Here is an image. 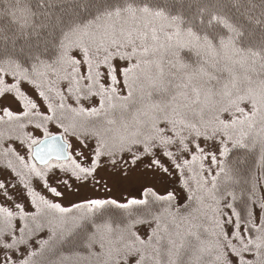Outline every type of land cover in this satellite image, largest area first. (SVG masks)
<instances>
[{
	"label": "snow or ice",
	"instance_id": "1",
	"mask_svg": "<svg viewBox=\"0 0 264 264\" xmlns=\"http://www.w3.org/2000/svg\"><path fill=\"white\" fill-rule=\"evenodd\" d=\"M79 7L81 12L61 30L47 56L2 62L0 97L12 94L23 112L16 115L3 108L0 123L42 115L38 104L20 90V82L26 81L40 89L38 80L51 74L66 82L69 96H74L78 103L81 98H99L98 108L80 107L69 111L92 118L119 110L120 127L110 139L93 133L96 147L90 153L80 150L71 154L68 151L71 146L66 141L60 143L59 137L49 136L44 125L36 123L34 127L44 132L45 137L43 140L28 138L29 151L32 146L36 147L32 158L45 165L48 158L63 163L42 171L35 164H26L23 157L17 159L55 197L63 193L49 186L47 173L52 168H58L76 182L92 180L98 184L104 180L98 172L105 165L124 177L142 165L145 172L161 178H166L171 169L179 171L182 177L187 170L189 176L183 181L184 186L188 187L192 180L198 189H204L209 183L204 175L207 173L211 176V189L206 190L215 199L217 179L225 172L220 158H226L231 149L247 147L246 141L250 139L255 143L259 138L264 143V34L258 45L253 44L244 38L242 26L227 15L201 12L198 16H186L176 9L175 0H81ZM4 14L12 17L20 35L29 34V29L39 35L34 20L36 13L27 0H14ZM6 75L15 82L6 84ZM57 95L61 101L58 107L63 110L65 97L59 91ZM39 96L45 101L48 99L43 90ZM47 111L55 115L56 108L49 102ZM42 119L51 121L53 116L42 115ZM116 123L115 119H107V124ZM258 124L259 130H256ZM58 127L64 126L58 124ZM64 131L69 129L64 127ZM214 167L219 170L212 175ZM16 176L36 211L30 216L20 203H15L16 211L0 206V264H31V257L36 253L28 251V242L45 227L41 217L46 213L41 205L61 215L73 211L38 196L21 172L17 171ZM57 179L67 188L71 187L68 179ZM10 187L15 185L0 181V200L5 203L14 194L9 191ZM142 194V199L125 202L90 199L76 208L95 217L93 236L101 232L111 235L115 231L110 218L112 209L131 220L126 229H121L117 242L123 244L122 248L113 250L114 264L121 261L127 264L129 258H135V264H146L148 260L153 264H200V254L207 248L201 234L192 230L196 225L183 235L179 231L169 232L167 226L161 227L164 213L173 221L176 219L171 212L173 192L166 186L158 189L146 185ZM261 208L264 210V203ZM232 214L237 217V228L244 216L251 222L247 205L240 212L234 209ZM153 221L155 227L147 239L132 231L136 224L151 225ZM216 225L222 227L219 219ZM17 231L19 238L15 235ZM125 231L128 239L123 235ZM230 235L237 243L224 244L226 251L216 255L218 264H248L246 253L264 256V228L256 229L253 238H246L242 233ZM149 250L150 254L146 255ZM109 256L112 257L111 251Z\"/></svg>",
	"mask_w": 264,
	"mask_h": 264
},
{
	"label": "trees",
	"instance_id": "2",
	"mask_svg": "<svg viewBox=\"0 0 264 264\" xmlns=\"http://www.w3.org/2000/svg\"><path fill=\"white\" fill-rule=\"evenodd\" d=\"M13 2L14 0H0V65L6 59L25 61L37 55L42 58L47 56L55 47L61 30L81 12V8L79 7L81 0H27L31 5L32 11L36 13L34 20L37 25L36 32L39 35H36L32 29L28 30L29 34L20 35L17 31V26L12 23V17L4 14ZM37 5L41 6L38 7ZM175 7L177 10L183 11L186 16L192 17L198 16L201 12H204L205 15L213 12L225 14L241 25L245 32L244 38L256 45L259 44L262 34H264V0H175ZM256 21H260V23H256ZM41 24L45 25V27H39ZM5 36L8 37L7 40L3 39ZM4 80L6 84L15 82L10 75L4 76ZM38 82L41 85L40 89L35 88L26 81H21L20 90L24 92L21 86L29 84L34 89L36 96L31 97L28 94L27 96L38 104L39 112L42 115L53 116V119L51 121H44L42 115H32L20 121H5L0 123V177L4 173L9 179L8 184L15 185L14 188L23 186L19 181V177L16 176L17 171L21 172L27 181L38 179L35 176L31 178L32 175L28 173L27 169L23 170L24 166L17 159L18 156L23 157L26 164H35L29 157L30 151H28L29 155L27 157L22 151L23 148L29 150L30 141L28 138H32L33 133L39 130L34 127L36 123H42L47 129L49 136H52V133L48 131L51 124H55L56 127H58V124H63L69 131L65 132L64 127H59L61 130L59 135H62L67 143L70 136L76 139L79 137L78 140L89 145V150H93L96 147V136L93 133L100 135L104 139H110L112 134L114 135L115 130L120 127L119 110L110 111L107 116L102 113L99 117L92 118L77 116L75 112L69 111V109L78 110L80 107L98 108V97L91 99L81 98L78 103L74 96H69L66 82L58 80V77L55 75L49 74L46 79L40 78ZM49 88L52 91H49ZM40 90L45 92L48 98L47 101L39 96ZM57 91L65 97L63 102L66 107L63 110L58 107L61 101L57 95ZM9 95L11 96L12 94ZM2 97H0V110L8 108L3 102L1 103ZM49 102L56 108L55 115L47 111V104ZM246 110H248L247 107ZM22 112L23 107L20 105V112L14 114L22 115ZM2 114V111H0V115ZM107 119H115L117 123L112 125L107 124ZM106 129H112L113 131L107 132ZM256 130H259V124ZM73 132L75 133L74 135L72 134ZM42 134L45 137V133L42 132ZM246 144L247 147L231 149L226 158H220L225 172L221 173L217 179L215 200L219 201V203L214 204L212 202L208 216H212L213 213L215 214L214 210L220 204L224 203L225 206L231 204L232 207L226 206V209L228 211L230 209L228 213L229 219L233 223L234 220L237 222V217L232 214L233 210L235 209L237 212H240L244 205H247V208L250 206L251 222H248L249 218L244 216L239 220V223L243 228L248 230L246 238H253L256 235V229L264 228V210L261 208V204L264 203V143L259 138H256L255 143L250 139L246 141ZM229 147L231 148V145ZM59 163L63 162L52 161L43 167L36 164L35 166L37 169L45 171L51 168L52 165ZM9 164H11V167H8ZM55 171H58L57 174L66 175L58 168H52L51 171H48L47 176L49 177ZM205 191L207 190L205 189ZM229 192L232 193V196L227 195ZM193 197H195V190L193 195L187 196L188 202ZM28 199L30 200L27 197ZM172 202L171 212L176 215V219L173 221L168 213H164L161 219V227L167 226L168 229H171L170 232L179 231L183 235L189 229H192L193 225H196V228L192 230L198 231L201 234V238L205 241L207 248L205 252L200 254L202 257L200 264H218L216 255L220 247L215 239L211 241L209 236L205 235L208 223L204 225L203 229H199L203 212L190 217L194 211L193 207L190 211L189 204L181 206ZM16 203L23 204L21 202ZM0 206L8 207L11 211H16L15 203L10 205L2 201ZM41 208L46 213L41 217L45 227L43 230L34 233L28 242V251L33 250L36 253L31 257V264H114L113 257L115 256V252L113 250L122 248L123 244L122 241L117 242L121 235V229H126L131 223V220L125 219L119 210H110V218L115 231L111 235L101 232L93 236L94 229L92 228V223L95 217L86 213L85 210L75 207L67 215H61L54 210H47L43 205H41ZM25 210L30 216L36 211L35 208H32L31 204ZM152 210L156 211V209ZM16 222L18 221H14V223ZM177 224L179 225L178 229L176 227ZM154 227V221L151 225L147 223L136 224L132 228V231H135L141 239H147ZM240 229L242 228L240 227ZM15 235L19 238L20 233L17 231ZM123 235L125 239L129 238L127 231ZM161 235H164V233L161 232ZM45 241H47L46 244L44 243ZM8 242L11 243V240ZM110 251L112 252V257L109 256ZM148 254H150V250L146 253V255ZM16 255L19 256V253ZM246 255L248 257H245V259L248 261V264H261V259H264V256L258 257L248 253ZM184 259L187 260V256ZM121 264H124V262L121 261ZM127 264H135V258H129ZM146 264H153V262L148 260Z\"/></svg>",
	"mask_w": 264,
	"mask_h": 264
},
{
	"label": "rangeland",
	"instance_id": "3",
	"mask_svg": "<svg viewBox=\"0 0 264 264\" xmlns=\"http://www.w3.org/2000/svg\"><path fill=\"white\" fill-rule=\"evenodd\" d=\"M21 88L23 89L26 95L28 94L31 97L36 96L34 89L29 84H23ZM2 102L13 113L18 114L20 112V104L18 103V101L15 100L14 96L6 94L1 98V103ZM48 131L52 133L51 135H59V133L61 132L59 127H56L55 124H51ZM32 138L43 139L44 137L42 131H35L33 133ZM84 143L85 142L82 143L81 140L70 136L67 143L71 146L68 149L69 153L74 154L75 151L80 150H82L84 153H90V151L92 150H89V145H87V143ZM28 151L29 150H27V148H23L22 153L27 157L29 155ZM29 157L32 159L31 152ZM208 167V162H205V168ZM23 170H25V168H23ZM217 170L218 168H212V175H215ZM57 172L58 171H55L49 177L47 176V179L50 187H56L58 191L63 193V195L60 197L53 196L46 188L43 187V181H40L39 179H31L27 182L30 184L33 191H35L38 195L43 196L44 199L49 200L51 203L60 204L61 207L73 209L76 207V205L86 204L87 201L90 199H117L119 202H125L127 199L133 198L142 199V193L146 185L155 186V188L158 189H163L166 186L169 191L173 192V204L181 206L189 204L190 211L192 210V207L194 208V211L190 215V217H194L197 213L201 214V212H203L199 229H203L204 225L208 223L205 235L209 236L211 241H214L215 239L216 243L219 244L220 247L219 252L222 253L226 251V249L224 248V244L228 242H231L233 244L237 243V241L233 238V235L230 234L242 233L245 237H247L246 235L248 234V230L246 228H243L240 223L239 225L242 229H240V227L237 228L236 220H234L236 223L234 221L233 223L230 221L228 214L230 209L228 211L224 203L220 204L217 208L219 209V212L215 211V214L213 213L212 216H208L212 202L215 204L217 203V200H215L216 198L213 199L212 196L208 193V191H205V189H209L211 187V176H207V173H204V175L208 179L209 183L204 187L205 189H198L195 181L192 180H189L188 187L184 186L183 181L189 176L187 170L185 171V175L182 177L179 171L171 169L170 173L167 175L166 178H161L160 176L154 175L151 172H145L143 170V166L141 165L130 176L124 177L117 172L111 171L110 167L105 165L98 172V176L104 177V180L98 184L94 183L92 180H89L85 183L76 182L73 179H68L67 175L57 174ZM57 177L68 179V184L71 185V187L67 188L62 183V180L57 179ZM31 178H33V176H31ZM8 180L9 179L6 177V175L2 173L0 181L8 182ZM194 190L195 197H193L192 200L188 202L187 196L193 195ZM9 191L14 194L12 195L11 200L7 204L12 205L16 202H21L23 203L22 205L24 208H27L29 204H31L30 200H27L26 190L23 186H18L16 188L10 187ZM2 201L3 200H0V203H2ZM248 210L251 211L250 206L248 207ZM200 218L201 216L199 217V220ZM217 219L221 221L222 227H217ZM170 230L171 229H169V232ZM221 232L223 233V235H220ZM172 233L175 232L172 231ZM205 235L203 234L204 238ZM29 252H33V250H30ZM245 257L248 256L245 254Z\"/></svg>",
	"mask_w": 264,
	"mask_h": 264
},
{
	"label": "water",
	"instance_id": "4",
	"mask_svg": "<svg viewBox=\"0 0 264 264\" xmlns=\"http://www.w3.org/2000/svg\"><path fill=\"white\" fill-rule=\"evenodd\" d=\"M52 136H57V137H59V138H60V141H59L60 143L65 142V140H64V138H63L62 135H52ZM42 140H43V139H42ZM67 145H68V144H67ZM35 151H36V147L33 146V147H32V151H31V156H32V157H34V153H35ZM32 159L34 160V162L36 163V165H38V166H40V167L46 166L45 164L41 163L40 161L36 160L35 158H32ZM52 161L63 162L62 160H56L55 158H48V164H49L50 162H52ZM48 164H47V165H48Z\"/></svg>",
	"mask_w": 264,
	"mask_h": 264
}]
</instances>
